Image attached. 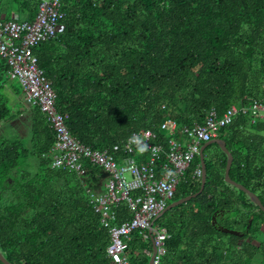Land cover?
Masks as SVG:
<instances>
[{
    "label": "trees",
    "instance_id": "obj_1",
    "mask_svg": "<svg viewBox=\"0 0 264 264\" xmlns=\"http://www.w3.org/2000/svg\"><path fill=\"white\" fill-rule=\"evenodd\" d=\"M43 1L0 0V20L34 22ZM62 12L57 36L33 54L69 134L93 150L114 154L134 134L164 137L168 120L191 127L213 109L222 115L264 99V0H63ZM9 70L0 58L2 256L11 264H114L109 232L90 203L103 171L84 162L80 178L52 167L55 133L38 107L24 103ZM263 130L239 115L222 133L233 156L230 179L264 207ZM214 152L204 154V191L154 223L170 236L162 264H264V212L229 189L227 157ZM198 166L199 157L174 202L199 192ZM127 253L131 264H148L149 232L133 234Z\"/></svg>",
    "mask_w": 264,
    "mask_h": 264
},
{
    "label": "built area",
    "instance_id": "obj_2",
    "mask_svg": "<svg viewBox=\"0 0 264 264\" xmlns=\"http://www.w3.org/2000/svg\"><path fill=\"white\" fill-rule=\"evenodd\" d=\"M62 6L63 0H45L34 22L0 21V58L9 66V77L23 88L25 103L38 107L55 133L50 152L52 167L85 178L84 162H88L106 174L102 191L91 195L90 203L110 235L108 258L114 264H131L127 252L132 235L145 236L151 231L156 247L153 264H162L165 242L170 236L164 229L155 228V221L174 202L177 189L199 157L202 146L220 139V132L232 125L239 115L250 117L252 124L256 120L263 121L264 99L243 108L231 106L222 115L213 109L203 123L191 127H178L168 120L162 124L161 132L165 135L162 138L155 133L142 132L139 135L149 146L144 155H138L128 141L122 147L115 146L114 154L93 150L69 134L65 116L56 109L57 95L33 54L36 46L57 36L59 22L64 17ZM262 87L264 89V79ZM122 153V158L116 157ZM169 171L174 175L169 176ZM193 176L202 178L200 166ZM120 206L126 207L128 216L117 211ZM147 254L152 256V253Z\"/></svg>",
    "mask_w": 264,
    "mask_h": 264
},
{
    "label": "water",
    "instance_id": "obj_3",
    "mask_svg": "<svg viewBox=\"0 0 264 264\" xmlns=\"http://www.w3.org/2000/svg\"><path fill=\"white\" fill-rule=\"evenodd\" d=\"M217 146L227 157V163H226V169H225V182L236 188L237 190L245 193L250 201L256 206L258 207L259 209H261L263 212H264V207L262 206L261 204V201L259 200V198L254 194L252 193L251 191H249L248 189H246L244 186L240 185V184H237L236 182H234L233 180L230 179L229 177V173H230V169H231V166H232V163H233V156L231 154V152L227 149V144H226V141L223 140V139H216V140H213L209 143H206L202 146L201 148V151H200V155H199V159H200V166H201V169H202V178H201V187H200V190L199 192H197L196 194L194 195H191V196H188V197H185L183 199H180L178 201H175L173 203H171L165 212L175 208V207H178L180 205H183V204H186L187 202L191 201L192 199L196 198L198 195H200L203 191H204V188H205V185H206V180H207V174H206V162H205V155H204V150L209 147V146ZM103 178H106V174H103ZM164 212V213H165ZM163 213V214H164ZM162 214V215H163ZM161 215V216H162ZM159 216V218L161 217ZM158 218V219H159ZM224 233L226 234H231V235H234V236H240V234L236 231H232V230H227L225 229L223 231ZM149 236L151 238V242H152V256L150 257V260H149V263L148 264H153L154 262V257H155V254H156V247L154 246V239H153V236H152V233L151 231L149 232ZM0 261L3 263V264H11L9 263L1 254L0 252Z\"/></svg>",
    "mask_w": 264,
    "mask_h": 264
},
{
    "label": "rangeland",
    "instance_id": "obj_4",
    "mask_svg": "<svg viewBox=\"0 0 264 264\" xmlns=\"http://www.w3.org/2000/svg\"><path fill=\"white\" fill-rule=\"evenodd\" d=\"M15 17H17V16H15ZM1 21V20H0ZM11 21H13L12 19H10V20H8L7 22H11ZM6 22V23H7ZM10 85H13V86H18L19 88H20V85L17 83V82H15V81H12L11 83H10ZM5 94L8 96V97H10V91L9 90H7L6 92H5ZM12 99V98H11ZM13 100V99H12ZM249 119H250V117H248ZM251 120V119H250ZM257 123H261V120H256V124ZM13 126H17V127H19V130H20V128H21V130L23 129L24 130V126H21V124H20V121L19 120H15V123H13L12 124ZM21 130H20V132H21ZM253 130H258L257 129V126H255L254 127V129ZM253 133H256L255 131H252ZM6 133H7V135H9V134H11V131H6ZM261 135L262 136H264V130L262 131V133H261ZM228 136L226 135V134H224V133H222V131L220 132V139H223V140H227L228 138H227ZM212 151V149H209V151L208 152H211ZM207 157V156H206ZM208 159V158H207ZM104 182H106V180H104ZM104 184V183H103ZM229 187V186H228ZM229 189H231L233 192H235V194L237 195V196H239L240 198H242V196H241V194L237 191V189L236 188H233V187H229ZM173 203V202H172ZM155 228H156V226H155ZM145 255L143 254L142 255V253L140 252V255H139V257H140V259H141V257H144ZM136 256H134L133 258H135ZM131 258V257H130Z\"/></svg>",
    "mask_w": 264,
    "mask_h": 264
},
{
    "label": "clouds",
    "instance_id": "obj_5",
    "mask_svg": "<svg viewBox=\"0 0 264 264\" xmlns=\"http://www.w3.org/2000/svg\"><path fill=\"white\" fill-rule=\"evenodd\" d=\"M128 144L135 147V151L138 155H144L149 151L148 143H146L145 138L139 134H134L128 138ZM153 155L156 153L155 147L152 148ZM169 176L174 175L173 172H168Z\"/></svg>",
    "mask_w": 264,
    "mask_h": 264
},
{
    "label": "flooded vegetation",
    "instance_id": "obj_6",
    "mask_svg": "<svg viewBox=\"0 0 264 264\" xmlns=\"http://www.w3.org/2000/svg\"><path fill=\"white\" fill-rule=\"evenodd\" d=\"M226 144H227V143H226ZM209 149H212L213 152L216 150L213 154L218 153V154H216V155H218L217 157L220 156V153H223V152H222L217 146L213 145V146H209V147H207V148L204 150V154H205V155H206L207 153H209V152H208ZM227 149H228V148H227ZM217 157H216V158L214 157V160L217 159ZM214 221H215V220H214Z\"/></svg>",
    "mask_w": 264,
    "mask_h": 264
},
{
    "label": "crops",
    "instance_id": "obj_7",
    "mask_svg": "<svg viewBox=\"0 0 264 264\" xmlns=\"http://www.w3.org/2000/svg\"><path fill=\"white\" fill-rule=\"evenodd\" d=\"M24 101V100H23ZM24 103H25V101H24ZM26 104V103H25ZM27 106H31V105H28L27 104ZM31 107H34V106H31ZM13 123H15V122H13ZM261 123H264V120L263 121H261ZM21 124V123H20ZM194 124H196V123H193L191 126H193ZM22 126V125H21ZM179 127H181V126H179ZM21 129V128H20ZM2 130V129H1ZM0 130V131H1ZM24 130H25V127H24ZM105 179V178H104ZM98 188H97V191H102V189H103V184H101V186L98 184Z\"/></svg>",
    "mask_w": 264,
    "mask_h": 264
}]
</instances>
